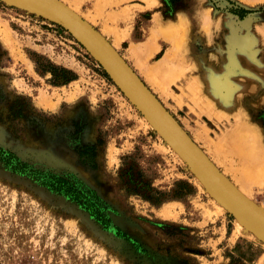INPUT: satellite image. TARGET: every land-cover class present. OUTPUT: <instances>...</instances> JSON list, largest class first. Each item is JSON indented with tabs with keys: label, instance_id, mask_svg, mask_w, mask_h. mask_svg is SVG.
<instances>
[{
	"label": "rangeland",
	"instance_id": "rangeland-1",
	"mask_svg": "<svg viewBox=\"0 0 264 264\" xmlns=\"http://www.w3.org/2000/svg\"><path fill=\"white\" fill-rule=\"evenodd\" d=\"M58 1L114 47L209 165L264 212V162L243 170L245 156L229 152L239 142L221 139L242 123L264 143V0ZM148 122L54 16L0 0V148L78 179L111 219L105 230L0 162V264H264V237L200 185Z\"/></svg>",
	"mask_w": 264,
	"mask_h": 264
},
{
	"label": "water",
	"instance_id": "water-1",
	"mask_svg": "<svg viewBox=\"0 0 264 264\" xmlns=\"http://www.w3.org/2000/svg\"><path fill=\"white\" fill-rule=\"evenodd\" d=\"M11 1L57 17L56 19L91 52L142 113L177 148L196 174H199L235 214L250 222L256 231L264 237V213L223 181V178L203 158L127 63L91 25L58 0Z\"/></svg>",
	"mask_w": 264,
	"mask_h": 264
},
{
	"label": "trees",
	"instance_id": "trees-1",
	"mask_svg": "<svg viewBox=\"0 0 264 264\" xmlns=\"http://www.w3.org/2000/svg\"><path fill=\"white\" fill-rule=\"evenodd\" d=\"M227 1L233 4L230 0ZM53 73L56 76L57 71ZM0 162L13 174L29 177L49 191L64 196L70 202L85 210L105 230L111 228L109 205L73 176H58L50 172L35 170L27 163L21 161L14 153L1 148Z\"/></svg>",
	"mask_w": 264,
	"mask_h": 264
},
{
	"label": "bare ground",
	"instance_id": "bare-ground-1",
	"mask_svg": "<svg viewBox=\"0 0 264 264\" xmlns=\"http://www.w3.org/2000/svg\"><path fill=\"white\" fill-rule=\"evenodd\" d=\"M11 1V0H10ZM65 5V4H63ZM66 6V5H65ZM68 9H70L72 12H74L76 15H78L79 17L82 18V16L79 15V13L74 10V8L72 9L71 7L66 6ZM34 10V9H33ZM37 11V10H36ZM41 12V11H39ZM43 13V12H42ZM50 15V14H49ZM54 16V15H51ZM55 17V16H54ZM57 18V17H55ZM87 23H89L87 21ZM157 25H160V21L156 22ZM90 25V24H89ZM99 35L104 38L100 33ZM113 49L114 47L112 45H110ZM170 54V53H169ZM167 54V60H168V55ZM155 68V67H154ZM154 68L150 71L151 75L158 73L157 70L155 71ZM168 71H171V67L168 69ZM153 77V76H152ZM156 79V78H155ZM147 117V116H146ZM148 118V117H147ZM148 120L151 122V120L148 118ZM222 120V119H221ZM152 123V122H151ZM150 123V124H151ZM149 122H148V126H150ZM152 126H154L158 131L159 129L152 123ZM151 127V126H150ZM152 128V127H151ZM154 129V128H153ZM250 127L249 126H245L242 123L237 124L236 127L233 128L231 134H226V137H221V139H225L227 142L232 143V142H239V145L234 146L229 148V152L231 153V155H236L235 153L238 151V153L242 154L245 156V159L243 161H241V165H242V169H250L252 167H254L257 164H260L262 162H264V143L261 142H257L256 140H261V138L259 139L257 136H259V134H253L256 133V130L254 131V128H252L253 130H251V133L249 132ZM230 131V130H229ZM228 131V132H229ZM160 132V131H159ZM161 133V132H160ZM162 134V133H161ZM163 135V134H162ZM257 135V136H256ZM164 136V135H163ZM245 136L248 137L249 139H245ZM251 136V138H250ZM165 137V136H164ZM166 138V137H165ZM167 139V138H166ZM168 140V139H167ZM168 143L170 144V146H172V148L174 149V153L177 155L178 158H180V160H185L187 162V160L181 155V153L177 150V148L168 140ZM220 149L223 150L222 147H219ZM218 151V150H217ZM222 153V152H221ZM229 153V154H230ZM252 155V156H251ZM189 164V163H188ZM190 165V164H189ZM191 166V165H190ZM192 167V166H191ZM193 169V167H192ZM194 170V169H193ZM195 171V170H194ZM196 173V172H195ZM198 176V182L200 185L203 186L202 183H204L208 189L211 190V192L217 196V194L205 183V181L199 176V174H197ZM224 181V180H223ZM202 182V183H201ZM226 183V182H225ZM201 186V187H202ZM239 194V193H238ZM240 195V194H239ZM218 197V196H217ZM243 197V196H242ZM219 198V197H218ZM220 199V198H219ZM221 200V199H220ZM222 201V200H221ZM248 201V200H247ZM223 202V201H222ZM249 202V201H248ZM224 203V202H223ZM251 203V202H250ZM225 204V203H224ZM254 207H256L257 209H259L255 204L251 203ZM227 206V204H225ZM228 207V206H227ZM223 208V207H222ZM229 208V207H228ZM261 212L262 209H259ZM264 213V212H263ZM243 221L248 222L247 220H245L244 218H241ZM241 221V220H240ZM240 223V222H239ZM249 224H251L250 222H248ZM243 224V223H242ZM241 224V226H243ZM240 225V224H238ZM252 225V224H251ZM241 226H237V229L241 228ZM239 227V228H238ZM240 230V229H239ZM242 230V229H241Z\"/></svg>",
	"mask_w": 264,
	"mask_h": 264
}]
</instances>
